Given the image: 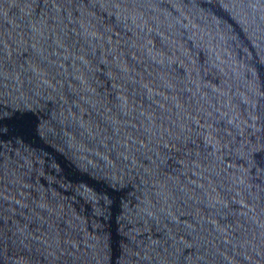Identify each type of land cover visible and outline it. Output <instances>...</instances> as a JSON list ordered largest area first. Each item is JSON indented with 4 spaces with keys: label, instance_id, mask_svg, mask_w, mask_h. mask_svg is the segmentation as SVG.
<instances>
[{
    "label": "water",
    "instance_id": "water-1",
    "mask_svg": "<svg viewBox=\"0 0 264 264\" xmlns=\"http://www.w3.org/2000/svg\"><path fill=\"white\" fill-rule=\"evenodd\" d=\"M0 264H264V0H0Z\"/></svg>",
    "mask_w": 264,
    "mask_h": 264
}]
</instances>
